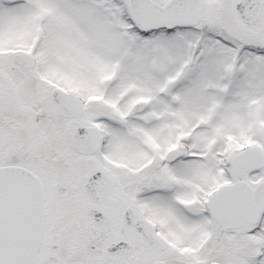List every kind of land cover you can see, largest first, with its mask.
<instances>
[{
	"label": "snow or ice",
	"instance_id": "snow-or-ice-1",
	"mask_svg": "<svg viewBox=\"0 0 264 264\" xmlns=\"http://www.w3.org/2000/svg\"><path fill=\"white\" fill-rule=\"evenodd\" d=\"M0 264H264V0H0Z\"/></svg>",
	"mask_w": 264,
	"mask_h": 264
}]
</instances>
